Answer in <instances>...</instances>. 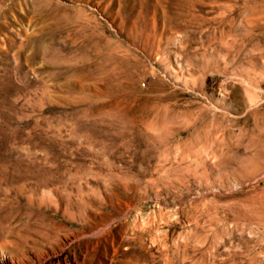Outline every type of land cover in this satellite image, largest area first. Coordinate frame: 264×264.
I'll list each match as a JSON object with an SVG mask.
<instances>
[{
	"label": "rangeland",
	"instance_id": "rangeland-1",
	"mask_svg": "<svg viewBox=\"0 0 264 264\" xmlns=\"http://www.w3.org/2000/svg\"><path fill=\"white\" fill-rule=\"evenodd\" d=\"M0 264H264V0H0Z\"/></svg>",
	"mask_w": 264,
	"mask_h": 264
}]
</instances>
